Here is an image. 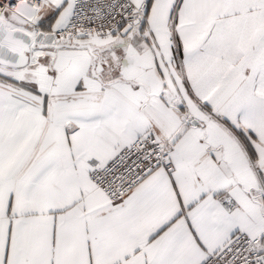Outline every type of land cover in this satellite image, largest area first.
<instances>
[{
	"label": "snow or ice",
	"instance_id": "obj_1",
	"mask_svg": "<svg viewBox=\"0 0 264 264\" xmlns=\"http://www.w3.org/2000/svg\"><path fill=\"white\" fill-rule=\"evenodd\" d=\"M0 264H264V0H0Z\"/></svg>",
	"mask_w": 264,
	"mask_h": 264
}]
</instances>
